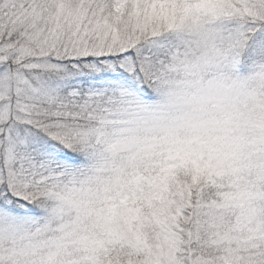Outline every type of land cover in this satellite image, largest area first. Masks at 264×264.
<instances>
[{
    "label": "snow or ice",
    "instance_id": "obj_1",
    "mask_svg": "<svg viewBox=\"0 0 264 264\" xmlns=\"http://www.w3.org/2000/svg\"><path fill=\"white\" fill-rule=\"evenodd\" d=\"M0 264H264V0H0Z\"/></svg>",
    "mask_w": 264,
    "mask_h": 264
}]
</instances>
